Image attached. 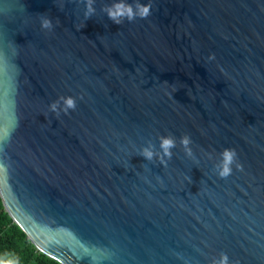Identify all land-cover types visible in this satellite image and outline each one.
Listing matches in <instances>:
<instances>
[{"label": "water", "instance_id": "water-1", "mask_svg": "<svg viewBox=\"0 0 264 264\" xmlns=\"http://www.w3.org/2000/svg\"><path fill=\"white\" fill-rule=\"evenodd\" d=\"M117 2L0 0L4 211L59 264H264V0Z\"/></svg>", "mask_w": 264, "mask_h": 264}, {"label": "trees", "instance_id": "trees-1", "mask_svg": "<svg viewBox=\"0 0 264 264\" xmlns=\"http://www.w3.org/2000/svg\"><path fill=\"white\" fill-rule=\"evenodd\" d=\"M0 264H59L34 248L4 211L1 199Z\"/></svg>", "mask_w": 264, "mask_h": 264}, {"label": "clouds", "instance_id": "clouds-1", "mask_svg": "<svg viewBox=\"0 0 264 264\" xmlns=\"http://www.w3.org/2000/svg\"><path fill=\"white\" fill-rule=\"evenodd\" d=\"M107 15L110 19H112L114 22L119 23L120 17L125 16L128 19H132L135 15H139L141 18H147V16L151 12V5L150 4H137V7L135 10L133 8L122 2V0H118L117 3L113 4L112 6L108 7L106 9ZM65 103L68 107H72L74 105V102L71 98H66ZM184 143H187V138H184ZM174 144V141L170 137H163L161 138V147L165 150V152L168 151ZM145 155L151 156L150 152H146ZM224 160L226 162V166L224 170L221 172V175H227L228 168L227 164H229L235 155L234 150L226 149L224 153H222ZM219 264H226V257H222L219 261Z\"/></svg>", "mask_w": 264, "mask_h": 264}]
</instances>
